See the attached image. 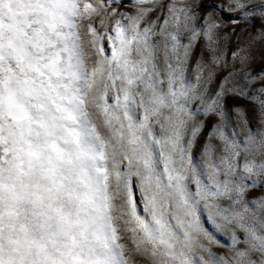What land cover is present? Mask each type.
Segmentation results:
<instances>
[{"label": "snow or ice", "instance_id": "6c2138e0", "mask_svg": "<svg viewBox=\"0 0 264 264\" xmlns=\"http://www.w3.org/2000/svg\"><path fill=\"white\" fill-rule=\"evenodd\" d=\"M0 264H264V0H0Z\"/></svg>", "mask_w": 264, "mask_h": 264}, {"label": "rangeland", "instance_id": "374dc122", "mask_svg": "<svg viewBox=\"0 0 264 264\" xmlns=\"http://www.w3.org/2000/svg\"><path fill=\"white\" fill-rule=\"evenodd\" d=\"M261 66H262V65H261L260 63H257L255 67L258 69V68L261 67Z\"/></svg>", "mask_w": 264, "mask_h": 264}]
</instances>
